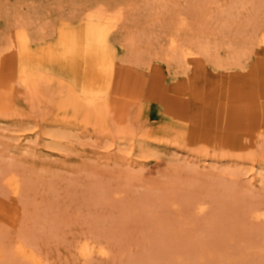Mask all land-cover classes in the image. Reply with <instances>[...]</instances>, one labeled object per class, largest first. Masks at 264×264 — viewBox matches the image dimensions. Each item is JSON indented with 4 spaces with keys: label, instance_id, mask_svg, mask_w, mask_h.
I'll return each instance as SVG.
<instances>
[{
    "label": "rangeland",
    "instance_id": "374dc122",
    "mask_svg": "<svg viewBox=\"0 0 264 264\" xmlns=\"http://www.w3.org/2000/svg\"><path fill=\"white\" fill-rule=\"evenodd\" d=\"M14 1L0 0V264H31L19 244L39 264H264V0ZM89 20L136 71L127 93L86 97L83 58H43ZM19 26L22 59L7 49ZM172 38L209 47L200 69L169 60ZM89 242L104 253L82 255Z\"/></svg>",
    "mask_w": 264,
    "mask_h": 264
},
{
    "label": "bare ground",
    "instance_id": "6f19581e",
    "mask_svg": "<svg viewBox=\"0 0 264 264\" xmlns=\"http://www.w3.org/2000/svg\"><path fill=\"white\" fill-rule=\"evenodd\" d=\"M22 2L23 0L14 1L16 5H20ZM90 17L92 18V15H90ZM108 35H109L108 29L102 28L100 27L99 24L95 23V21L89 20V22H87V24L85 25L84 30L81 32L76 31L72 28H67L61 31L59 37L56 39L55 42V45L58 50L55 51L46 50L42 56L43 58L46 59L50 57H55L56 59L64 58V59H69L70 61H74L77 58L79 59L83 58L85 62L84 64L85 75L84 74L83 75L85 76V81L87 83L85 87L86 97H89L93 94L100 97V95H102L104 91H107L109 87H111L113 90H115L118 93L124 94L127 93V91L131 86V83L135 80L136 71L134 70L133 67H128L126 65L127 62L124 64H117L113 58L109 57V45L107 41ZM129 40L131 41V39ZM131 42L132 43L129 46L131 47L130 49L131 53L134 54V50L132 47H136L135 46L136 44H133V41ZM30 43H31V37L29 35V32L24 27L19 26L12 33V36L10 37L8 43L9 45L8 47L7 46L6 47L8 50L12 52L14 58L22 59L24 57L30 56L31 53ZM170 43H171L170 44L171 48L169 49H171V54L168 56L170 61L177 64L179 67H183V66L185 67L186 64H188L189 66L191 63H195L197 69H200L202 67L203 61L201 56H203L202 54L208 53L207 51L209 49L208 46H207L208 48H206L204 47V45L200 44L201 45L200 47L198 44L197 47H191L187 45H186L187 47H185V46H181V44H178L179 42L177 43L175 38H172ZM233 58L235 59V57ZM21 70L23 71V68ZM226 75L227 76L221 79L220 82L218 83L219 90L220 88H222V90H227L228 86L231 85L232 81L229 78L231 77V74L227 73ZM195 86L196 85L194 83L193 84L194 89ZM215 88L216 87H214L213 89ZM214 97H216V95H212V97L209 100L212 99L213 101L215 99ZM261 107L263 108L262 104ZM98 245L100 247L98 246V248H96L92 242H89L87 247L84 249L82 255L90 256L95 250L99 252V255L100 253L103 254L105 247L101 246L103 245L102 243L101 244L99 243ZM17 249L22 254H24V256H26V258L29 260L31 264H39V259L32 250H27L26 247L22 244H19Z\"/></svg>",
    "mask_w": 264,
    "mask_h": 264
}]
</instances>
